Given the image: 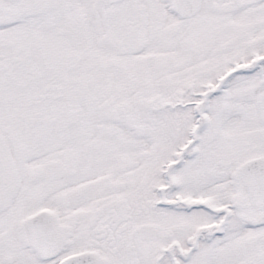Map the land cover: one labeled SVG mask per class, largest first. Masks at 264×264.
Here are the masks:
<instances>
[{"label":"snow or ice","instance_id":"6c2138e0","mask_svg":"<svg viewBox=\"0 0 264 264\" xmlns=\"http://www.w3.org/2000/svg\"><path fill=\"white\" fill-rule=\"evenodd\" d=\"M0 264H264V0H0Z\"/></svg>","mask_w":264,"mask_h":264}]
</instances>
